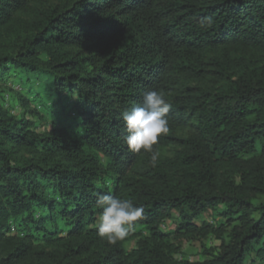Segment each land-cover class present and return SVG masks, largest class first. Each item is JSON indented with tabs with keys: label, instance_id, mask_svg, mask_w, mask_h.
<instances>
[{
	"label": "trees",
	"instance_id": "1",
	"mask_svg": "<svg viewBox=\"0 0 264 264\" xmlns=\"http://www.w3.org/2000/svg\"><path fill=\"white\" fill-rule=\"evenodd\" d=\"M149 90L155 166L121 118ZM0 91V264H264V0H0ZM98 193L144 209L115 245Z\"/></svg>",
	"mask_w": 264,
	"mask_h": 264
},
{
	"label": "clouds",
	"instance_id": "2",
	"mask_svg": "<svg viewBox=\"0 0 264 264\" xmlns=\"http://www.w3.org/2000/svg\"><path fill=\"white\" fill-rule=\"evenodd\" d=\"M170 110L171 104L161 91L149 90L144 93L140 104L121 112L128 150L134 154H150L153 166L159 155L155 146L169 132ZM95 207L100 212L94 226L98 235L110 245L125 239L144 218L143 207L112 194L98 193Z\"/></svg>",
	"mask_w": 264,
	"mask_h": 264
},
{
	"label": "rangeland",
	"instance_id": "3",
	"mask_svg": "<svg viewBox=\"0 0 264 264\" xmlns=\"http://www.w3.org/2000/svg\"><path fill=\"white\" fill-rule=\"evenodd\" d=\"M6 98H9V97H6ZM1 99H2V96H1V91H0V101H1ZM10 102H12L11 105L14 106V108H17V109H15L16 110L15 111L16 114L22 112V110L17 107L16 103L13 100H11V101L9 100V104H10ZM207 218H208V220H211V218L209 216ZM168 225L170 227H174V223H171V224H168ZM206 244H207V247H217V246H219V242L217 240H215V239H210ZM133 247H134L133 243L128 245V249L129 250H131ZM183 259H185L187 261H190V262H200V261H202L203 260V256H202L199 244L196 243V244H193V245H191V244L185 245Z\"/></svg>",
	"mask_w": 264,
	"mask_h": 264
}]
</instances>
